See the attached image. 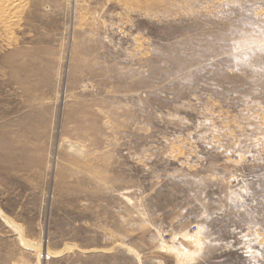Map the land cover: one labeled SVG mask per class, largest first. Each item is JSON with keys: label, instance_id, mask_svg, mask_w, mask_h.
Wrapping results in <instances>:
<instances>
[{"label": "rangeland", "instance_id": "obj_1", "mask_svg": "<svg viewBox=\"0 0 264 264\" xmlns=\"http://www.w3.org/2000/svg\"><path fill=\"white\" fill-rule=\"evenodd\" d=\"M3 6L0 264H264V0Z\"/></svg>", "mask_w": 264, "mask_h": 264}, {"label": "bare ground", "instance_id": "obj_2", "mask_svg": "<svg viewBox=\"0 0 264 264\" xmlns=\"http://www.w3.org/2000/svg\"><path fill=\"white\" fill-rule=\"evenodd\" d=\"M2 1H3V4H4L3 10L6 11V12H9L10 9L14 6V2L18 1V0H2ZM39 252L41 254V250H39Z\"/></svg>", "mask_w": 264, "mask_h": 264}]
</instances>
